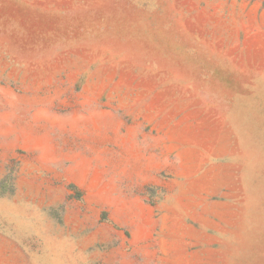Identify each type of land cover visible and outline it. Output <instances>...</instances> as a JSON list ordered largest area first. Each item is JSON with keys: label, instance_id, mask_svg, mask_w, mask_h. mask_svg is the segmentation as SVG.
Wrapping results in <instances>:
<instances>
[{"label": "rangeland", "instance_id": "1", "mask_svg": "<svg viewBox=\"0 0 264 264\" xmlns=\"http://www.w3.org/2000/svg\"><path fill=\"white\" fill-rule=\"evenodd\" d=\"M0 264H264V0H0Z\"/></svg>", "mask_w": 264, "mask_h": 264}]
</instances>
